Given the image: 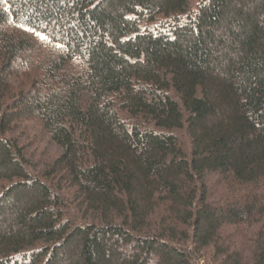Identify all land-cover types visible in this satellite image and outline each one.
Here are the masks:
<instances>
[{"label": "trees", "instance_id": "16d2710c", "mask_svg": "<svg viewBox=\"0 0 264 264\" xmlns=\"http://www.w3.org/2000/svg\"><path fill=\"white\" fill-rule=\"evenodd\" d=\"M0 264H264V0H0Z\"/></svg>", "mask_w": 264, "mask_h": 264}, {"label": "rangeland", "instance_id": "374dc122", "mask_svg": "<svg viewBox=\"0 0 264 264\" xmlns=\"http://www.w3.org/2000/svg\"><path fill=\"white\" fill-rule=\"evenodd\" d=\"M25 131L26 133L29 132L27 143H29V147L32 151V161L37 165H40V162L44 160L47 161V159H49L48 156H52L55 151L52 144H50L46 138L40 134L39 129L35 127L34 123L29 122L27 130ZM26 133H24V135Z\"/></svg>", "mask_w": 264, "mask_h": 264}, {"label": "snow or ice", "instance_id": "6c2138e0", "mask_svg": "<svg viewBox=\"0 0 264 264\" xmlns=\"http://www.w3.org/2000/svg\"><path fill=\"white\" fill-rule=\"evenodd\" d=\"M5 2H6V0H5ZM37 35L40 37V39H46V37H44L43 35H41V34H39V33H37Z\"/></svg>", "mask_w": 264, "mask_h": 264}]
</instances>
